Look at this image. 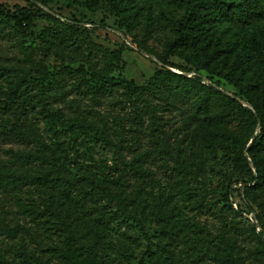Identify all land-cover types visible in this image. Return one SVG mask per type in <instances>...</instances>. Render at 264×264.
Segmentation results:
<instances>
[{"label":"rangeland","instance_id":"obj_1","mask_svg":"<svg viewBox=\"0 0 264 264\" xmlns=\"http://www.w3.org/2000/svg\"><path fill=\"white\" fill-rule=\"evenodd\" d=\"M88 1L0 0V163L18 175L12 179L0 171V264H66L63 221L73 229L72 249L79 259L91 245L95 258L107 264H140L148 243L156 254L165 243L177 246L182 264H211L218 236L250 228L251 218L235 213L246 207L245 177L221 139L206 129V114L196 101L201 92L178 89L151 100V116L141 115V100L121 86L93 94L78 73H66L63 92H45L48 104L42 107L31 76L66 65L82 66L89 78L82 38L122 50L123 66L112 77L144 85L163 66L156 54H167V68L231 95L239 92L238 85L261 81L248 65V54L251 40L264 35V20L244 27L212 23V42L237 66L210 61L206 69L187 51L167 50L164 33L146 41L152 52L147 53L132 44L133 35L119 15L90 7ZM150 2L144 5L145 17L161 10ZM64 26L78 34L61 37ZM49 30L58 36L44 38ZM137 34L141 36L139 30ZM20 76L25 81L8 101L9 86ZM243 124L237 116L231 127L237 131ZM19 125L35 140L20 144L6 139L5 132ZM42 144L88 185L78 191L32 180L45 166L37 157ZM104 185L124 200L125 213L97 193V186Z\"/></svg>","mask_w":264,"mask_h":264},{"label":"trees","instance_id":"obj_2","mask_svg":"<svg viewBox=\"0 0 264 264\" xmlns=\"http://www.w3.org/2000/svg\"><path fill=\"white\" fill-rule=\"evenodd\" d=\"M160 7L156 16L145 17L144 5L150 0H89L88 6L103 7L119 15L128 33L133 35L132 44L145 48L148 39L167 34L166 49L175 52L179 49L189 52L198 59L202 66L209 69V62H220L228 68L236 69V61L230 60L216 42L209 36V27L212 23L227 22L235 27H244L257 24L264 20V0H152ZM171 13V16L168 14ZM53 21L54 16L47 15ZM144 23V27L140 26ZM141 33L139 36L137 31ZM1 31V29H0ZM78 34L77 29L64 26L61 37H71ZM58 36L49 30L44 38ZM88 50L89 78H85V69L80 66L71 69L69 66L60 65L58 70L43 68L40 76H31L39 88L38 105L44 107L48 104L45 92L55 88L63 92V78L66 73H77L79 79L84 80L91 93L101 91L103 88L121 86L129 94L136 96L143 103L141 115H152L151 100L167 97L178 89L188 90L195 88L201 92L196 98L197 107L206 114L204 116L206 129L221 139L222 146L227 150L233 161V166L243 173L245 177L241 184L243 195L247 201L246 207L237 208L236 214H252L250 228L240 227L232 232H224L218 236V250L212 257L211 264H264V35L253 38L250 43L248 65L257 72L261 81L244 86H236L238 93L225 94L217 87L205 85L184 74L177 73L167 68V54H156L157 59L163 64L155 70L144 85H134L132 81L123 77H112L111 73L123 66L122 50L108 49L92 42L83 40ZM152 53L150 50H145ZM40 64V62H39ZM175 67L184 71L181 65ZM24 76L29 75L25 70ZM25 81L23 76L11 82L9 86L8 101L22 87ZM213 99L218 102L213 103ZM241 100L247 105H243ZM237 116L243 119V126L239 130L231 127L232 120ZM9 141L29 144L35 140L25 126H12L5 132ZM45 162L43 171L32 174L34 181H49L50 185L67 187L78 190L87 186L84 177L77 176L61 159L60 155L47 144H42L39 155ZM136 167V166H135ZM139 169V166H137ZM12 179L18 177L17 173L10 170L6 163H0V171ZM183 169L179 167V171ZM97 193L103 194L107 201L113 202L119 210L125 213L126 203L107 186H97ZM255 207V208H253ZM247 218V217H246ZM64 242L66 247V264H107L104 258L96 259L91 245L87 246V255L79 259L74 255L72 242L73 229L68 222L63 221ZM246 244V245H245ZM177 245V244H174ZM177 247V246H176ZM172 245H161V251L156 254L150 250V243L143 253L140 264H182L179 262L180 252ZM243 251L245 254H243Z\"/></svg>","mask_w":264,"mask_h":264},{"label":"water","instance_id":"obj_3","mask_svg":"<svg viewBox=\"0 0 264 264\" xmlns=\"http://www.w3.org/2000/svg\"><path fill=\"white\" fill-rule=\"evenodd\" d=\"M241 103H243L244 105H247V103L243 100H241ZM242 187H244V185Z\"/></svg>","mask_w":264,"mask_h":264},{"label":"built area","instance_id":"obj_4","mask_svg":"<svg viewBox=\"0 0 264 264\" xmlns=\"http://www.w3.org/2000/svg\"><path fill=\"white\" fill-rule=\"evenodd\" d=\"M250 218H251V220H252V214H250Z\"/></svg>","mask_w":264,"mask_h":264}]
</instances>
